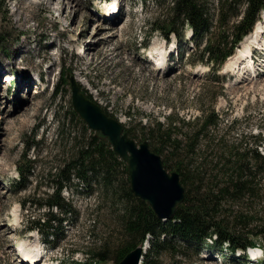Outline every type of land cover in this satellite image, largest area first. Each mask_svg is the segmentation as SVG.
<instances>
[{
	"label": "rangeland",
	"instance_id": "374dc122",
	"mask_svg": "<svg viewBox=\"0 0 264 264\" xmlns=\"http://www.w3.org/2000/svg\"><path fill=\"white\" fill-rule=\"evenodd\" d=\"M2 1L6 7L0 9V264H22L16 250L23 243L45 250L47 258L40 264H69L73 250L74 258L88 262L80 251L92 242L87 236L100 235L109 222L108 211L104 215L97 210L96 194L77 184L73 191L61 192L75 212L61 226L65 238L59 247L45 244L34 230L25 229L29 224H24L22 202L28 205L27 200L50 190L48 172L62 162L69 147L57 135L59 117L71 105L70 86L63 83V76L77 72L84 84L76 82L127 127L126 112L145 119L152 114L148 117L164 121L163 115L173 107L180 116L192 119L199 114L201 100H211L220 119L215 127L219 133L229 130L237 139L241 134L264 138V74L254 79L246 73L248 68L241 73L228 68L235 50L221 69L220 93V82L205 76V69L196 72L178 64L174 36L167 42L159 32L149 30L153 18H163L167 0H59L64 2L60 4L47 0L46 6L25 4L23 9L18 8V0ZM182 31V42L191 46L185 39L189 27ZM143 39L148 42L145 48L139 46ZM156 58H164L162 70L151 69ZM259 149L264 154V142ZM17 166L24 170V178L18 179ZM229 208L235 210L226 211ZM146 237L140 264L146 255L153 257L151 237ZM181 245L189 250L158 253L160 264H264L263 254L250 262L226 249L216 255L202 245L195 255L196 245ZM205 251L210 258L200 255ZM104 264L117 262L109 256Z\"/></svg>",
	"mask_w": 264,
	"mask_h": 264
},
{
	"label": "trees",
	"instance_id": "16d2710c",
	"mask_svg": "<svg viewBox=\"0 0 264 264\" xmlns=\"http://www.w3.org/2000/svg\"><path fill=\"white\" fill-rule=\"evenodd\" d=\"M167 2L163 18H153L150 30L160 31L166 39L174 32L178 37L179 63L207 66L208 74L219 81L222 76L215 73L264 10V0ZM3 6L6 4L0 0V9ZM185 25L192 30L187 38L192 46L186 47L180 41ZM61 80L68 84L64 76ZM222 90L221 85L219 92ZM198 107L199 114L192 119H185L172 107L163 115L164 121L149 118L152 114L137 119L126 112L128 134L146 139L167 170L178 172L184 187V199L174 215L160 218L130 190L125 163L104 140L86 128L70 106L60 115L57 131L65 139V147H69L62 162L48 172L50 190L36 196L34 201L27 200L41 211L27 215L29 228L39 232L51 246L58 245L57 239L64 237L62 223L75 212L61 192L76 189L78 184L96 194L97 210L109 214V222L103 219V224L107 223L101 234L87 236L92 242L81 249L92 264H103L109 256L118 263L142 244L147 235L151 237L153 257L146 255L143 264H160L158 253L159 256L182 253L181 250L189 249L180 246L181 243L198 246L212 235L215 239L209 246L227 248L231 254L252 246H259L264 252V155L259 150L264 138L241 134L237 139L230 136L229 130L219 133L215 127L220 119L213 102L201 100ZM230 137L235 140L227 142ZM17 170L19 178H24L23 170ZM103 202L108 206H100ZM227 207L235 210L226 211ZM71 264L80 263L73 260Z\"/></svg>",
	"mask_w": 264,
	"mask_h": 264
},
{
	"label": "water",
	"instance_id": "95a60500",
	"mask_svg": "<svg viewBox=\"0 0 264 264\" xmlns=\"http://www.w3.org/2000/svg\"><path fill=\"white\" fill-rule=\"evenodd\" d=\"M69 80L73 110L95 136L107 141L114 153L125 161L132 193L148 203L158 217H172L184 199L178 172H168L160 155L149 148L147 140L137 145L119 121L81 92L72 77ZM141 252V246L137 245L117 264H138Z\"/></svg>",
	"mask_w": 264,
	"mask_h": 264
},
{
	"label": "bare ground",
	"instance_id": "6f19581e",
	"mask_svg": "<svg viewBox=\"0 0 264 264\" xmlns=\"http://www.w3.org/2000/svg\"><path fill=\"white\" fill-rule=\"evenodd\" d=\"M56 2H57V4L64 3L63 1H59V0H57ZM18 3H19L18 4V8L23 9L25 4H27L28 6H32V5L46 6L47 0H18ZM111 13L113 14V11L109 12L107 15H109ZM261 31L264 32V30H261ZM261 31H258V32L257 31H253L252 33L247 35L245 37V39L242 41L241 46L237 49L238 52L235 53L234 55H232L231 57H229V59L227 60L226 66L228 68H231L233 72H239V70H243L245 68L249 69V66H251L250 65L251 63H250V60L245 55V53L248 51V49H250V47H249L250 43L251 44L252 43L260 44V45L264 46L263 45L264 44V37L262 36V32ZM259 32H261V33H259ZM160 53H162V52H160ZM155 61L157 62L158 65H154V69L157 68L156 66H159L161 64L163 65V60L161 58H156ZM160 67H163V66H160ZM160 69L161 68H159V70ZM73 76L78 82L84 84L83 79H81L77 75V72H75ZM25 80H27V78ZM28 247H30V246H28ZM145 248H146V245L143 247V249L145 250ZM31 254L34 255L35 253L34 254L31 253ZM42 254L43 253L40 254L39 261H37L36 264H40L41 261L43 260V255ZM22 264H27V263L25 261H23Z\"/></svg>",
	"mask_w": 264,
	"mask_h": 264
}]
</instances>
